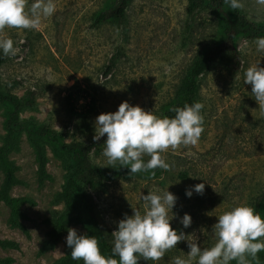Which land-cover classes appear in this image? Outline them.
Listing matches in <instances>:
<instances>
[{"label": "rangeland", "instance_id": "374dc122", "mask_svg": "<svg viewBox=\"0 0 264 264\" xmlns=\"http://www.w3.org/2000/svg\"><path fill=\"white\" fill-rule=\"evenodd\" d=\"M31 2L27 0L26 9ZM112 2L55 0L56 11L42 18L37 28L0 31V38H12L17 49L0 66L4 87L19 95L27 89L37 91V107L22 116L74 131L81 129L80 118L88 114L91 128L82 126L76 138L94 141L95 118L116 111L125 100L145 110L155 107L158 115L165 114L193 58L216 35V17L208 11L191 16L188 0H133L121 24L97 23V15ZM243 10L257 21L264 20V6L256 0H245ZM253 40L242 38L239 42L244 62L237 75L216 66L203 77V132L196 145H180L164 152L170 169L163 170L159 177L127 176L111 183L107 193H95L102 224L111 235L125 213L133 214L132 207L143 212L142 194L169 187L177 196L172 227L197 237L201 247L208 246L214 242L216 215L232 206L251 203L264 188V110L252 96L251 84L243 82L248 66L264 67V52L256 51ZM111 61L114 66L106 75ZM81 92L95 101L92 111L79 113L72 108L73 104L80 111L86 104L79 96ZM4 125L5 113L0 106V133ZM105 140L106 134L96 141L92 152L93 160L100 165H108L102 155ZM11 157L20 179L11 193L28 197L30 202L23 206L25 229H21L9 223L10 208L0 200V238L16 242L15 246L0 247V259H8L5 264H52L64 255L67 234L55 248L45 252L41 248L50 229L47 219L54 208L61 207L55 195L62 188L66 170L48 148V176L41 180L36 153L26 134ZM2 181L0 170V186ZM201 182L205 183L202 194L185 195L186 189ZM184 213L192 217L188 228L180 223ZM71 228L78 234L86 233L81 224ZM188 250L187 241H179L155 264H170L173 257H186ZM138 264L152 262L141 258Z\"/></svg>", "mask_w": 264, "mask_h": 264}, {"label": "clouds", "instance_id": "9594fccd", "mask_svg": "<svg viewBox=\"0 0 264 264\" xmlns=\"http://www.w3.org/2000/svg\"><path fill=\"white\" fill-rule=\"evenodd\" d=\"M231 9L242 10L245 0H224ZM264 6V0H256ZM27 0H0V31L5 28L35 29L42 18L56 11L55 0H32L26 9ZM257 52H264V36L254 38ZM14 41L10 37L0 38V53L5 56L16 54ZM244 84H251V94L259 109L264 110V67L260 64L248 66L243 73ZM204 105L200 101L176 107L174 116L158 115L155 107L145 110L127 100L121 102L114 112L99 114L94 121V141L106 134L102 155L108 165L119 162L129 169V175L155 169L169 170L170 164L162 154L169 148L196 145L203 132ZM144 156H148L147 160ZM193 177V176H190ZM198 178V177H193ZM205 183H197L185 190L191 197L193 192L202 194ZM143 212L133 209V214H124L112 232L111 254H102L98 239L87 233L78 234L74 228L67 229L66 245L71 249L73 260L83 264H138L159 261L166 251L176 247L179 241H187L186 257L171 258L170 264H252L258 253L264 251V216L249 203H241L220 212L212 225L214 242L203 246L197 237L173 228L170 221L176 215L173 208L177 196L169 191H151L142 194ZM170 213L172 214L170 216ZM184 228L192 224V217L184 213L180 217Z\"/></svg>", "mask_w": 264, "mask_h": 264}, {"label": "trees", "instance_id": "16d2710c", "mask_svg": "<svg viewBox=\"0 0 264 264\" xmlns=\"http://www.w3.org/2000/svg\"><path fill=\"white\" fill-rule=\"evenodd\" d=\"M133 0H113L96 17L97 23L112 22L121 24L127 16ZM188 13L191 16L200 11L212 13L218 23V31L212 40L206 44L193 58L190 67L175 95L167 103L166 116H174V109L182 107L186 102L201 101L200 89L203 77L214 67L219 66L224 71L237 75L244 62L243 52L239 42L242 38L253 40L257 36H264V20L257 21L248 16L245 10L231 9L224 0H188ZM6 61V56L0 53V66ZM114 66L108 65L105 74L110 73ZM86 99L83 109L77 112L92 111L94 100L86 93H79ZM37 91L27 89L23 95L6 89L0 80V106L4 109V132L0 133V170L3 181L0 186V200L10 208L9 223L14 227L25 229L22 219L25 217L23 206L30 202L25 196H13L12 188L20 183L17 175L18 166L11 157V153L19 150L23 134L27 135L33 146L38 160V171L41 180L47 178L48 148L62 162L66 170L65 180L61 190L55 195V202L61 207L54 208L47 219L50 229L48 237L42 245L45 252L56 247L67 234L72 225L81 224L88 235H95L98 239L102 254L110 255L113 246L112 235L104 228L98 210L95 193H107L111 183L127 176H141L152 179L159 177L163 169H155V174L138 172L129 175L127 167H121L119 162L114 165H100L92 158L96 141H85L76 138V132H82V126L91 128L90 117L80 118L81 129H56L48 122L39 123L35 117H24L22 113L37 107ZM73 99L74 95L69 94ZM89 98V101L87 99ZM203 111V109H202ZM147 160L146 158H144ZM251 204L256 211L264 216V188L254 197ZM16 242L0 238V247L15 246ZM71 249L65 245V253L52 264H83L82 260H73ZM258 259L252 264H264V251L259 252ZM8 259H0L5 264ZM231 264H236L232 261Z\"/></svg>", "mask_w": 264, "mask_h": 264}, {"label": "built area", "instance_id": "2783aa9c", "mask_svg": "<svg viewBox=\"0 0 264 264\" xmlns=\"http://www.w3.org/2000/svg\"><path fill=\"white\" fill-rule=\"evenodd\" d=\"M83 100H86V99H84V98H82Z\"/></svg>", "mask_w": 264, "mask_h": 264}]
</instances>
